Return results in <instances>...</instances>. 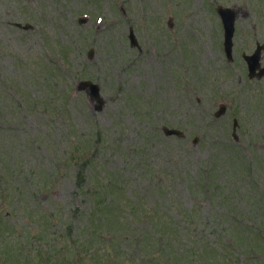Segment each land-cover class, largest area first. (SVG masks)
I'll list each match as a JSON object with an SVG mask.
<instances>
[{
  "label": "rangeland",
  "instance_id": "374dc122",
  "mask_svg": "<svg viewBox=\"0 0 264 264\" xmlns=\"http://www.w3.org/2000/svg\"><path fill=\"white\" fill-rule=\"evenodd\" d=\"M220 4L241 8L232 63ZM263 16L264 0H0V264H264V78L242 59Z\"/></svg>",
  "mask_w": 264,
  "mask_h": 264
},
{
  "label": "water",
  "instance_id": "95a60500",
  "mask_svg": "<svg viewBox=\"0 0 264 264\" xmlns=\"http://www.w3.org/2000/svg\"><path fill=\"white\" fill-rule=\"evenodd\" d=\"M228 20H230L228 18ZM232 38V34L229 33L228 35V41L230 42ZM132 41H133V44L136 43V40L134 38V35H132ZM257 60V59H256ZM249 62H250V70L251 72H253L257 67V62L253 61V63L251 62V60L249 59ZM263 73L259 74V76H262ZM251 76H253V74H251ZM81 88L82 89H86L89 91V95H90V98L92 101H97L98 102V105L96 106V110H101L104 106V100L102 99V97L100 96V87L98 85H94L92 84L91 82H83L81 83ZM171 132H175V131H168L167 130V134H171Z\"/></svg>",
  "mask_w": 264,
  "mask_h": 264
}]
</instances>
